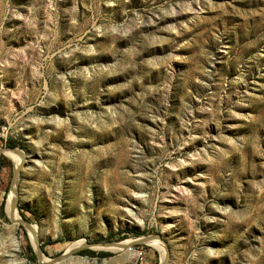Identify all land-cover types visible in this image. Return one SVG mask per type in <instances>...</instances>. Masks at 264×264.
Returning <instances> with one entry per match:
<instances>
[{
	"label": "rangeland",
	"instance_id": "374dc122",
	"mask_svg": "<svg viewBox=\"0 0 264 264\" xmlns=\"http://www.w3.org/2000/svg\"><path fill=\"white\" fill-rule=\"evenodd\" d=\"M9 140L0 264H264V0H0Z\"/></svg>",
	"mask_w": 264,
	"mask_h": 264
},
{
	"label": "water",
	"instance_id": "95a60500",
	"mask_svg": "<svg viewBox=\"0 0 264 264\" xmlns=\"http://www.w3.org/2000/svg\"><path fill=\"white\" fill-rule=\"evenodd\" d=\"M6 151L21 152L19 149L14 148V147L0 148V152H6ZM20 168H21V164L16 166V168H15V174L16 175L19 173ZM13 190H14V192H16V189L14 187H13ZM16 205H17V199H14L13 202H12V207L15 208ZM25 222H26L27 226L30 228L31 223L29 221H27V220H25ZM151 239H159V240L162 241L161 235L155 234V235H150V236H147V237H141V238L135 239V240L130 241V242L126 243V244H123V242H115V241L106 242V243H96V244H92L90 242H84L80 246H78V247L74 248L73 250H71L70 253L79 251V250L87 248V247L89 248L92 245H98V244H103V245H106V246H109V247H115V248H126V247H129V246H132L133 244H137V243L145 242V241L147 242L148 240H151ZM34 242H35V246L37 248V255H38L40 264H43L45 262H49V261H45V260L42 259L41 246H40V242H39V239H38L37 235H35V237H34ZM66 255L67 254L59 255L53 261L60 260L61 258H63ZM168 259H169V254H168V251H167V255H166V257L164 258V260H163V262L161 264H167Z\"/></svg>",
	"mask_w": 264,
	"mask_h": 264
},
{
	"label": "bare ground",
	"instance_id": "6f19581e",
	"mask_svg": "<svg viewBox=\"0 0 264 264\" xmlns=\"http://www.w3.org/2000/svg\"><path fill=\"white\" fill-rule=\"evenodd\" d=\"M6 153L8 155H10L12 158L15 159V162L17 163V165L21 164V162L23 161V155L21 154V152L6 151ZM14 199H15V197L12 194L11 197H10V199H9V203H8V211L13 216V218L16 219V218H18V214H17L16 210L12 207V202H13ZM30 232H31L32 236L35 237V235H37V228H36V226L30 225ZM83 241H80V242L75 243V244L73 243L72 247L68 250L67 253L71 252V250H73L74 248H76V247L80 246L81 244H83L84 243ZM122 242H123V244H126V243H128L130 241L125 240V241H122ZM148 242L149 243H152L154 245L161 244V241L159 239H151V240H148ZM95 247H99V248H112V247H109V246H106V245H103V244L95 245ZM15 248H16V246H15Z\"/></svg>",
	"mask_w": 264,
	"mask_h": 264
},
{
	"label": "trees",
	"instance_id": "16d2710c",
	"mask_svg": "<svg viewBox=\"0 0 264 264\" xmlns=\"http://www.w3.org/2000/svg\"><path fill=\"white\" fill-rule=\"evenodd\" d=\"M8 146L15 147L16 144H15V142L13 140H9L8 141ZM30 249H32L31 246H30ZM79 253L80 254H89V255H93V256L94 255H97L99 257H106V256H111L112 255V253L111 252H108V251L95 252V251H93V250H91L89 248L84 249V250H81ZM33 255H35V253H33Z\"/></svg>",
	"mask_w": 264,
	"mask_h": 264
},
{
	"label": "built area",
	"instance_id": "2783aa9c",
	"mask_svg": "<svg viewBox=\"0 0 264 264\" xmlns=\"http://www.w3.org/2000/svg\"><path fill=\"white\" fill-rule=\"evenodd\" d=\"M136 255L138 259H143L144 251L142 249L136 248Z\"/></svg>",
	"mask_w": 264,
	"mask_h": 264
}]
</instances>
